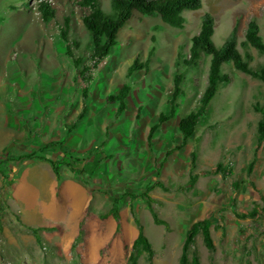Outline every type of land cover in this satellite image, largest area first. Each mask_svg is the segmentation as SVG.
Returning <instances> with one entry per match:
<instances>
[{"label":"rangeland","instance_id":"1","mask_svg":"<svg viewBox=\"0 0 264 264\" xmlns=\"http://www.w3.org/2000/svg\"><path fill=\"white\" fill-rule=\"evenodd\" d=\"M40 1L54 11L48 22L38 11ZM201 3L199 10L182 12V29L159 17L133 14L109 55L95 62L82 24L87 11L79 0H0V170L12 181L5 185L0 174V264H127L137 235L134 217L152 247L151 264H179L189 226L213 215V251L204 247L200 234L190 248L199 264H264V140L252 171L246 172L260 117L255 109L264 108L262 84L231 63L223 64L229 82L220 85L184 146L178 131L179 120L197 107L206 86L209 57L202 55L197 66L182 64L201 17L212 15L217 47L230 40L235 29L237 49L242 56L246 51L251 55L249 66L255 69L263 56L242 44L251 20L257 22L264 42V0ZM97 4L110 13V0ZM152 48L147 72L141 69L128 76L133 61L143 63ZM77 58L81 63L76 66ZM83 67L88 70L80 76ZM175 74L182 77L177 108L148 145L149 128L160 114L169 115ZM123 85L130 92L119 112L118 101L108 102L107 97ZM55 141L64 142L65 154L58 148L41 150ZM31 152L64 162L63 177L64 168L84 170L72 174L91 199L74 233L65 221L54 225L42 214L38 203L43 196L35 197V190L54 175L46 162L18 159ZM218 164L223 171L210 174ZM192 175L198 176L194 185L189 184ZM149 183H155L148 193L154 200L150 207L165 226L153 223L141 197ZM113 207L119 215L117 231L111 215L103 218ZM255 208L252 217H238ZM27 227L54 230L40 231L38 242ZM137 264H148L145 254Z\"/></svg>","mask_w":264,"mask_h":264},{"label":"trees","instance_id":"2","mask_svg":"<svg viewBox=\"0 0 264 264\" xmlns=\"http://www.w3.org/2000/svg\"><path fill=\"white\" fill-rule=\"evenodd\" d=\"M79 6L87 11V13L82 17V24L85 30L88 32L91 39V58L98 62L103 58L107 57L116 45V39L119 30L131 19L133 14H138L140 16L146 17H159L160 20L176 29H182L185 23L182 17V12L184 11H195L199 10L202 6L201 0H110V13H105L97 4V0H79ZM38 11L41 14L42 20L48 22L54 18V11L50 8V5L46 2L40 1L38 5ZM65 26L67 21L64 23ZM214 33V19L211 14L205 13L201 17V23L197 34L191 38V44L188 49V58L182 59V64L187 67L197 66L202 55L209 57V66L206 77V86L201 93L198 105L194 110L189 112L183 118L179 120L178 131L181 135L182 145L184 146L186 142L194 135L196 127L200 124L201 117L207 113V108L215 97L220 85L227 84L229 82L228 77L222 73V65L225 63H231L235 70L248 75L252 79L259 81L264 89V42L259 36V28L255 20L248 22L245 33L244 42L242 44L245 48H253L255 51L263 56V62L255 69L249 66V61H251V55L246 51L242 56L237 49L235 42V29L232 31L230 40L226 41L221 47H217L213 41L212 36ZM63 39H66L65 31H61ZM154 49L149 50L146 60L141 63L135 59L132 65L127 70V75L130 76L132 72L144 69L145 72L148 70L150 59L153 56ZM68 56H71L70 49H67ZM76 64L81 63L80 59H73ZM88 70L87 67H83L82 71L79 73L80 76ZM173 87L170 96V108L169 115L160 114L158 116V121L156 124L149 128L146 136V142L148 145L151 144L152 138L156 131L160 128V125L171 118L175 109L177 108L176 100L181 94V82L182 77L179 74L173 76ZM130 92V88L127 85H123L119 88L116 95H110L107 97L108 102L118 101L119 107L118 111L122 112L125 107V100ZM259 113L260 117L256 124V144L254 148L253 158L248 163L246 167V172L249 174L252 171L253 165L255 163L256 153L260 144L264 140V108L255 109ZM64 142L55 141L50 142L46 146H43L41 150H47L50 148L61 149L64 154ZM181 145L176 147L180 148ZM61 151V152H62ZM167 156L170 152L166 153ZM190 166L191 170L195 167L196 153L192 151L190 153ZM18 159H28L46 162L57 181L61 178V167L67 166L64 162L53 161L45 156L36 155L31 152L29 154H24ZM71 173L76 175L84 174L83 169L75 170L69 167ZM223 171L222 165L218 164L215 169L210 171V174L217 175ZM0 174L3 179L6 180L5 185H11L12 181H8L7 175L3 170H0ZM198 176L192 175L189 179V184L194 185ZM155 183H149L144 188V193L141 195L142 199L146 201L149 206V212L152 217L153 223L158 226H165V222L160 220L154 213L150 205L153 203V199L148 196V193L153 190ZM234 189H238L239 184H233ZM264 192V189H263ZM131 198H136V195H131ZM116 202V201H115ZM264 208V205H263ZM257 213V208L253 209L249 214L238 215L239 218L245 219L250 218L253 214ZM112 216L117 222L116 231L119 229V215L117 207L111 208L108 213L103 215V218ZM214 215L211 218H206L198 220L192 223L185 233L184 241L181 247V254L179 257V264H199L198 257L192 252L190 255V248L194 244L195 237L201 235L204 247L208 251H213L214 245L210 235V227L212 225ZM134 223L137 227V235L130 245V253L127 257V264H137V260L140 255L145 254L148 264H151L153 257V250L145 237L143 228L139 224L138 220L134 217ZM30 234H32L35 239L39 242V232L40 231H52L54 228L48 227H27ZM82 235L80 230L77 239ZM190 255V259H189Z\"/></svg>","mask_w":264,"mask_h":264},{"label":"crops","instance_id":"3","mask_svg":"<svg viewBox=\"0 0 264 264\" xmlns=\"http://www.w3.org/2000/svg\"><path fill=\"white\" fill-rule=\"evenodd\" d=\"M63 171L67 173L65 177L61 173L59 181H57L55 176L54 178H50L47 185L44 183L43 187L41 186L42 192L41 190L38 192L35 190V197L40 198L41 195L43 196L42 202L38 204L41 205L40 210L47 219L54 220V225L59 224L56 221H65L66 225L74 233V231H77V227L84 217L91 196L81 184L75 181L74 175L70 170L68 171L64 168ZM14 189L15 185L12 186L13 197ZM62 205L64 206L62 207Z\"/></svg>","mask_w":264,"mask_h":264}]
</instances>
